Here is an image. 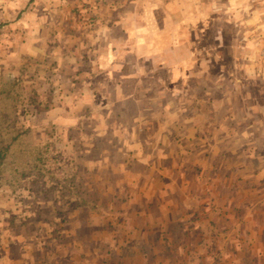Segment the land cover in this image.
<instances>
[{"label":"crops","instance_id":"crops-1","mask_svg":"<svg viewBox=\"0 0 264 264\" xmlns=\"http://www.w3.org/2000/svg\"><path fill=\"white\" fill-rule=\"evenodd\" d=\"M166 1L37 0L31 4L29 11L36 13L32 16L36 22L32 23H37L38 30L31 41L37 50L30 56L45 62L47 70L50 69L47 74L61 80L58 85L62 95L55 98L56 105L60 106L44 109L43 121L67 122L71 128L79 127L69 145L71 165L74 164L75 169L89 168V162L81 163L80 159L72 162L78 150L82 154L100 151L108 155L110 149L106 146L112 143L110 138L117 139V152L126 154L127 132H120L119 122L125 120L124 112L129 109L137 114L133 122H141L143 99L145 94L153 92L151 98L154 99H146L148 104L161 107L173 104V108H168L172 125L163 126V130L161 126L156 132L163 138L157 142L162 145L145 154L155 158H158L156 154L161 155L160 162H166L159 165L166 172L165 181L133 178L118 184L116 190L121 192L123 186L145 187L159 182L165 190L149 195L148 200L154 202L157 209L148 211L149 216L142 210L107 212L111 220L101 228L107 235L101 232L102 236L94 238L96 243L92 242L93 236L81 237L80 243L76 241L78 219L82 222L84 211L74 208L68 212L71 227L63 231L68 236L67 241L31 242L26 234L21 241L12 238L16 241L7 242L9 235H5L6 244L0 246V264H188L183 259L178 261L176 256L168 257L171 250L190 248L185 235L221 234L218 225L215 229L209 226L218 219L224 220L230 234L245 233V229L251 227L250 219L259 215L264 221V205L250 208L252 203H264V113L257 112L256 107L262 103L251 94L253 89L244 92L246 82L250 83L255 71L249 72L251 76L245 77V81L237 83L236 97L230 99V114L222 105L221 96L214 100V113L210 116L213 130H209L208 135L204 133L207 126L198 121V118L206 119L204 107L195 120L187 110L181 115L174 113L182 112V108L174 109L175 87L195 73V66L189 65L196 56L189 28L204 21L205 15L200 11L205 8L176 0L173 2L182 18H175L168 0L164 10L157 14ZM203 63L198 69L201 73L205 72ZM249 68L245 67V74ZM234 70L239 69L234 67ZM183 85L181 83V88ZM164 88L171 95L164 93ZM256 90L258 96L264 98V86ZM166 95L171 97L168 102ZM91 122L95 123L92 129L88 125ZM111 122L116 124L115 129ZM96 123L99 130H95ZM141 137L139 128L132 133L134 147H140ZM95 140L102 141L100 150L94 147ZM127 150L137 155L143 147L136 152ZM101 160L102 165L107 161L103 157ZM151 164L158 167L155 162ZM234 187L239 190L233 191ZM86 191L71 193L69 200L76 201L79 196L80 201L93 202L92 190ZM139 191L133 189V195L129 191L127 195L118 193V200L138 196ZM103 197L112 200L115 195ZM133 200L137 199L129 201ZM90 214L92 212H85L86 227H91L89 224L93 222ZM173 216L177 223L170 225ZM240 216L244 225L240 223ZM119 217H122L120 221ZM113 218H117V223L111 228ZM194 218L197 220L192 223L190 220ZM128 233L133 236L126 237ZM93 249L100 253H93ZM262 260L264 264V257Z\"/></svg>","mask_w":264,"mask_h":264},{"label":"rangeland","instance_id":"rangeland-1","mask_svg":"<svg viewBox=\"0 0 264 264\" xmlns=\"http://www.w3.org/2000/svg\"><path fill=\"white\" fill-rule=\"evenodd\" d=\"M35 1L37 0H0V246L6 244L3 240L5 235H9L7 242L16 241L12 238L21 241L26 234L29 235L31 242L40 239L42 242L45 239L52 242L67 241L68 236L63 234V231L71 227L68 216L70 208L84 211L82 222L78 219L76 241L80 243L82 238L93 236L92 242L96 243L94 238L102 236L101 232L107 235L105 229H101L111 220L107 212L142 210L149 216L150 211L157 210L155 203L148 199L150 194L165 190L160 182L165 181L166 172L160 166L166 162H160L159 153L156 154L158 158L145 154L158 144L162 145L157 142L163 138H159L156 132L161 126L163 130L165 129L163 126L172 125L173 118L168 108H173V104L162 107L153 103L148 104L146 99L153 100L154 98H151L153 92L145 94L141 122H133V117L137 114L132 109L124 112L125 120L119 122V128H122L120 132H127L126 154L117 152L119 143L117 139L110 138L109 141L112 143L106 146L110 149L108 155L101 154L100 151L82 154L78 150V155L73 156L72 162L79 161L76 159H80L81 163L89 162V168L75 169V165L70 163L69 145L73 140L71 136H75L79 127L76 125L75 128H71L67 122L43 121L44 109L59 108L60 105H56L55 98L62 94L59 89L61 80L53 77L54 74H47L50 69L47 70L45 62L30 56V53L37 50L35 43L31 42L32 35L38 30L37 23L35 25L32 23L36 22L32 17L36 13L29 11ZM136 1L148 3L155 0ZM167 1L162 2L163 6L159 7L157 14L164 10ZM173 1L176 0H169L168 5L174 9V17L182 18ZM179 1L202 5L205 9L200 13L205 17L202 18L203 22L189 28L196 55L194 62H189V65L195 66V73L189 74L188 79L181 82L184 88H181V83L175 87L174 109L182 108V112L179 110L174 113L181 115L187 110L195 120L198 112L202 113L201 107H204L206 119L198 118V121L203 122L204 127L207 126L206 131L201 130L208 135V131L213 130L210 116L212 117L214 113V100L221 96L222 105H225L230 114V99L236 97L237 83L245 81V77L251 75L252 79L250 83L246 82L244 92L253 89L251 94L256 101L263 104L256 107L257 112L261 113V110L264 113V98L258 96L256 90L259 86H264V0ZM196 13L197 11L193 18ZM201 63L205 67L204 73H201L202 70L198 71ZM234 67L239 69L238 72ZM245 67H250L247 74L253 70L255 73L245 74ZM165 76L164 72L163 78ZM162 90L169 94L165 88ZM158 93L160 94L159 90ZM169 95H166L167 102L171 100ZM113 124L111 122V125ZM88 125L92 129L95 123L91 122ZM96 125L95 130H99L97 123ZM174 125L179 126L178 123ZM115 126L116 124L113 125L114 129ZM138 128L141 130L142 143L140 147H134L136 142L132 138V133ZM113 135L115 136V130ZM95 142L94 147L100 150L102 141ZM142 147L143 150L137 155L127 153V149L136 152ZM102 157L107 159L103 165ZM151 162L157 163L158 167H154ZM133 178L154 179L160 182L157 185L143 184L145 187L123 186L121 192L116 190L118 184ZM133 189L141 190L138 196H132ZM86 190H92L95 197L93 202L80 201L79 196L76 201L69 200L71 193L78 194L82 191L87 193ZM235 190H239V187H234L233 191ZM128 191L132 193V198L137 200L129 201L132 198L118 200V193L127 195ZM141 193L144 196H141ZM103 195L115 197L112 200H105ZM253 205L260 207L264 203H252L251 209ZM87 211L92 212L89 215L93 221L89 224L92 228L84 225ZM235 211L241 212V209ZM121 219L122 217L118 218L119 221ZM196 220L194 218L190 221L193 223ZM241 220L240 223L244 225L243 218ZM169 221L170 225L177 223L174 216ZM113 223H117V218L112 219L111 228L116 227ZM250 223L251 227L246 228L245 233L230 234L227 233L228 228L225 227L223 219H218L216 223L210 222L209 226L214 229L219 226L221 234H203L204 232L187 234L185 238L189 240L190 248L171 250L172 254L168 257L176 256L178 261L183 259L188 264H263L264 221L259 215L254 220L250 219ZM128 235L129 233L126 237ZM1 250L0 247V252ZM176 251L178 254L174 253ZM93 253H100V250L93 249Z\"/></svg>","mask_w":264,"mask_h":264}]
</instances>
